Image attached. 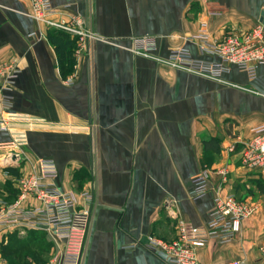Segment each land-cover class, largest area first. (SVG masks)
<instances>
[{"label":"crops","instance_id":"crops-1","mask_svg":"<svg viewBox=\"0 0 264 264\" xmlns=\"http://www.w3.org/2000/svg\"><path fill=\"white\" fill-rule=\"evenodd\" d=\"M52 4L65 19L77 15L94 34L82 52L76 43L68 74L31 1L0 0V62L16 61L20 68L11 98L12 113L23 123L0 130V143L14 137L24 142L15 166L3 169L0 161V196L14 190L16 202L18 179L34 172L39 160L53 159L62 191L78 197L90 192L93 198L81 264H169L149 249V238L173 242L183 221L193 236L204 237L214 196L234 192L256 211L236 240L196 248L199 262L264 264V173L250 154L255 130L264 127V68L253 81L235 67L213 80L165 62L171 50L181 48L217 62L191 38L203 30L214 39L228 31L248 35L264 24V0ZM139 37L155 38V58L129 48ZM204 167L211 172L210 191L193 199V177ZM24 203L39 205L29 196ZM19 235V258L26 247L36 256L44 244L42 257L49 262L51 244L57 258L65 245L40 229L22 228ZM3 245L0 264H8L2 252L9 242Z\"/></svg>","mask_w":264,"mask_h":264},{"label":"built area","instance_id":"built-area-1","mask_svg":"<svg viewBox=\"0 0 264 264\" xmlns=\"http://www.w3.org/2000/svg\"><path fill=\"white\" fill-rule=\"evenodd\" d=\"M33 16L48 29L67 32L77 38L78 52H82L86 42L93 39V32L85 27L77 15L61 17L52 0H30ZM199 42L202 53L216 56L217 62L198 59L186 49H173L165 62L189 72L221 80L224 73L235 67L243 71L248 80L259 77L260 68H264V24H258L248 35L240 36L228 31L220 39L212 38L206 30L191 38ZM137 54L153 57L157 51V42L153 37H139L132 40L129 47ZM157 58V57H156ZM20 68L16 61L0 62V130L11 131L23 123L12 113L11 93L15 88ZM264 73V72H263ZM70 78L66 83H71ZM256 138L251 149L253 163L262 167L264 173V127L255 130ZM23 141L19 137L0 143V151H9L0 156L4 168L15 166L21 158ZM210 170L204 167L193 177L194 188L190 195L193 199L206 196L210 191ZM58 168L53 159H41L37 168L29 175L18 179L19 199L14 203L0 201V235L12 228H32L46 231L53 238L65 240L60 257L50 264H81L86 237L91 220L93 198L90 192L80 194L64 192L58 184ZM38 200V206H25L27 197ZM78 198L84 202L79 203ZM256 208L242 200L234 192L220 190L213 198V208L205 224V236H193L185 221L180 223L179 237L166 242L157 237L149 238L148 247L169 264H200L196 248H203L215 240L221 244L236 240L243 223L251 218ZM264 260V243L259 247ZM223 264H244L241 260H232Z\"/></svg>","mask_w":264,"mask_h":264},{"label":"trees","instance_id":"trees-1","mask_svg":"<svg viewBox=\"0 0 264 264\" xmlns=\"http://www.w3.org/2000/svg\"><path fill=\"white\" fill-rule=\"evenodd\" d=\"M48 40L57 53L60 69L64 74H68L69 72H71V68L74 62V59L72 58V53L74 48L76 47L75 38L67 32L56 29H50L48 32ZM9 172L10 174L13 173V175H17V172L15 170L9 169ZM8 192V198H6L7 196L4 197L3 195L0 196V198H2L4 201H7V203H12V201L16 198V193L14 192V190L11 189ZM6 253L10 254L6 259L8 264L28 263V260L24 258L22 263H19V261L17 260L19 259V256L16 254V241L10 242L9 245L4 248L2 252L3 257Z\"/></svg>","mask_w":264,"mask_h":264},{"label":"rangeland","instance_id":"rangeland-1","mask_svg":"<svg viewBox=\"0 0 264 264\" xmlns=\"http://www.w3.org/2000/svg\"><path fill=\"white\" fill-rule=\"evenodd\" d=\"M73 36V35H72ZM76 40V37L73 36ZM77 43V41H76ZM1 156V155H0ZM1 186V185H0ZM21 229L22 228H12L11 230H7L5 232H3L1 235H0V250L6 246V245H3L4 242H12V241H18L17 237L20 236L19 235V232L21 233ZM24 234L26 233H23L22 236H25ZM3 240V241H2ZM51 244V243H50ZM54 246V253L52 254V259L47 262L42 256H43V248L45 250V245L42 244L40 245V249L38 251H35L36 253V256L32 257V248H25L23 250V255L21 256L22 258H19L17 259L19 261V263H22L24 259H27L28 260V263L27 264H50V262L52 260H57V257H58V249H57V246L56 244L54 245L53 243L51 244V247ZM34 249V248H33ZM10 254L9 253H6L5 256H4V259L6 260L8 258ZM14 258V257H13ZM24 258V259H23ZM2 259H3V255H2Z\"/></svg>","mask_w":264,"mask_h":264}]
</instances>
